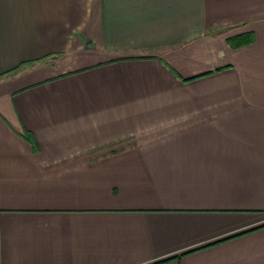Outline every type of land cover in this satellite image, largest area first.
Wrapping results in <instances>:
<instances>
[{"label": "crops", "instance_id": "1", "mask_svg": "<svg viewBox=\"0 0 264 264\" xmlns=\"http://www.w3.org/2000/svg\"><path fill=\"white\" fill-rule=\"evenodd\" d=\"M0 264H264V0H0Z\"/></svg>", "mask_w": 264, "mask_h": 264}, {"label": "trees", "instance_id": "2", "mask_svg": "<svg viewBox=\"0 0 264 264\" xmlns=\"http://www.w3.org/2000/svg\"><path fill=\"white\" fill-rule=\"evenodd\" d=\"M251 41L249 40L247 43H250Z\"/></svg>", "mask_w": 264, "mask_h": 264}]
</instances>
